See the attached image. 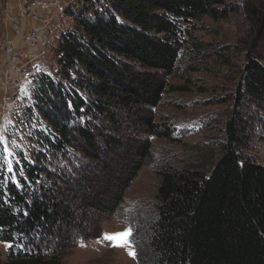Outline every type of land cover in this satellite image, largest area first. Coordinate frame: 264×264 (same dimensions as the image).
I'll list each match as a JSON object with an SVG mask.
<instances>
[{
	"label": "trees",
	"instance_id": "1",
	"mask_svg": "<svg viewBox=\"0 0 264 264\" xmlns=\"http://www.w3.org/2000/svg\"><path fill=\"white\" fill-rule=\"evenodd\" d=\"M83 2L82 8L66 10L74 24L60 34L54 48L60 78L39 71L31 89L44 122L32 137L45 152L39 151L35 161L21 157L10 168L0 144V240L11 243L0 264H64L68 246L54 230L76 221L66 198L76 195L77 186L90 188L96 181L93 173L101 169L75 161L79 146L93 160L107 158L102 161L109 172L102 186L106 192H92L91 199L99 208L117 211L150 146L115 134L103 144L97 136L105 134L106 125L117 128L125 112L152 135L171 138L172 130L152 116L167 90L163 74L177 72L195 22L207 16L227 18L240 10L228 0ZM242 5L264 28V6L256 7L254 0ZM245 102L264 112V63L251 55L237 107ZM238 123L237 117L229 122L210 170L159 171L157 215L149 237L134 240L140 264H264V164L241 152ZM124 144L127 150H119ZM50 155L66 161L65 166L43 169ZM109 162L119 166L110 170ZM74 235L72 245L88 237L80 229Z\"/></svg>",
	"mask_w": 264,
	"mask_h": 264
},
{
	"label": "rangeland",
	"instance_id": "2",
	"mask_svg": "<svg viewBox=\"0 0 264 264\" xmlns=\"http://www.w3.org/2000/svg\"><path fill=\"white\" fill-rule=\"evenodd\" d=\"M228 2L238 4L240 10L227 18L214 20L207 16L195 22L190 29L188 45L178 60L177 72L163 74L167 90L161 103L152 109V116L172 130V137L152 135L146 131L147 127L134 123L130 119L131 114L125 112L118 117L117 128L106 125L105 134L97 136L103 144L106 137L115 134L124 141L133 138L138 142H148L150 146L149 157L136 170L137 174L125 190L117 211L99 208L91 199L94 192H106L102 186L109 172L102 161H107V158L93 160L80 146L74 151L75 161L95 164L101 169L93 173L94 185L91 184L90 188L77 186L78 189L74 190L76 195L68 194L66 198L76 221L71 226L59 224L54 230L62 245L68 246L63 252L64 264H140L137 260L139 246L134 244V240L149 237L150 224L157 215L159 171L166 168L210 170L226 139L228 124L236 117L241 130V152L264 164V112L253 102L237 107L238 89L248 57L254 56L264 63V28L250 18L242 5L243 0ZM254 2L256 7L264 6V0ZM11 3L12 0H0V41L7 34H13L6 21ZM83 4V0H63L57 10H50L56 15L44 33L51 43L57 44L58 36L73 27L74 19L68 15L69 11L82 8ZM29 23L30 26L43 25L41 21L29 20ZM9 64L8 56L0 51V144L7 148L9 167L13 168L14 162L21 157L35 161L39 151L45 152L32 137L37 129L43 128L44 122L34 108L32 88L13 86L9 76L15 69ZM38 67L39 71L60 78L58 58L52 51L39 60ZM238 110L239 114H236ZM118 148L125 151L127 145ZM47 159L54 163L45 162L42 168L50 171L66 163L51 155ZM109 163L113 165L110 170L119 166L115 165L116 161ZM77 229L83 230L88 237L72 245ZM128 229L130 235L127 239L135 258L129 255L128 247L116 246V241L104 238L106 233L116 234ZM10 246V242L0 240L2 259H7Z\"/></svg>",
	"mask_w": 264,
	"mask_h": 264
},
{
	"label": "built area",
	"instance_id": "3",
	"mask_svg": "<svg viewBox=\"0 0 264 264\" xmlns=\"http://www.w3.org/2000/svg\"><path fill=\"white\" fill-rule=\"evenodd\" d=\"M12 2L6 13V21L13 34H7L0 41V51L8 56L9 65L15 69L9 76L13 86L30 89L35 86V76L40 70L39 60L50 51L54 54V48L58 45L51 43L44 31L55 17V12L50 13V10H57L63 0ZM29 20L41 21L43 25L30 26Z\"/></svg>",
	"mask_w": 264,
	"mask_h": 264
},
{
	"label": "snow or ice",
	"instance_id": "4",
	"mask_svg": "<svg viewBox=\"0 0 264 264\" xmlns=\"http://www.w3.org/2000/svg\"><path fill=\"white\" fill-rule=\"evenodd\" d=\"M5 151H7V148H5ZM130 235V229L125 230L124 232L121 233H116V234H105V239L107 240H112L116 241V246L120 247H128L129 250V255L133 256L135 258V252L131 249L130 243L127 239V237Z\"/></svg>",
	"mask_w": 264,
	"mask_h": 264
}]
</instances>
